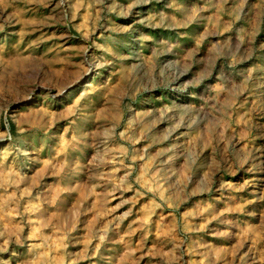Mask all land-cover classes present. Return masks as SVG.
Wrapping results in <instances>:
<instances>
[{
	"label": "rangeland",
	"instance_id": "obj_1",
	"mask_svg": "<svg viewBox=\"0 0 264 264\" xmlns=\"http://www.w3.org/2000/svg\"><path fill=\"white\" fill-rule=\"evenodd\" d=\"M0 264H264V0H0Z\"/></svg>",
	"mask_w": 264,
	"mask_h": 264
}]
</instances>
